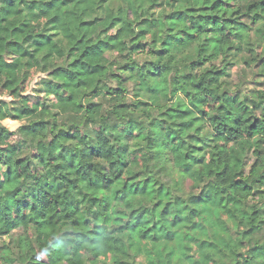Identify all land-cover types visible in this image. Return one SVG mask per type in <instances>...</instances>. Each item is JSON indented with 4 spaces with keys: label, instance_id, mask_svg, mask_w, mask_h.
<instances>
[{
    "label": "trees",
    "instance_id": "1",
    "mask_svg": "<svg viewBox=\"0 0 264 264\" xmlns=\"http://www.w3.org/2000/svg\"><path fill=\"white\" fill-rule=\"evenodd\" d=\"M2 88L0 264H264V0H0Z\"/></svg>",
    "mask_w": 264,
    "mask_h": 264
},
{
    "label": "rangeland",
    "instance_id": "2",
    "mask_svg": "<svg viewBox=\"0 0 264 264\" xmlns=\"http://www.w3.org/2000/svg\"><path fill=\"white\" fill-rule=\"evenodd\" d=\"M233 75H234V78H233V81H234V84H238L237 80H236V75L234 74L233 72ZM250 78L251 76L248 75V79H247V83H250ZM44 77L41 75V74H38L36 72H32L31 75H30V78L29 80L24 84L23 86V90H21V96L22 97H27V99H29V104L31 106H33L34 104L38 103V102H42L45 100V98L43 97V94L41 92H39L38 88H39V84L43 81ZM247 89L248 91H250L251 89H257L255 87V85L253 84H247ZM0 100L2 101H7V102H10V101H13L14 100V97H13V94H12V91L11 89L9 88H2L0 90ZM206 108L211 111V105H207ZM2 125L7 128L9 131L11 132H15L20 126H21V123H19L18 121H13V120H5ZM249 166V164H248ZM248 170V168H247ZM255 200H257V198L255 197L254 198ZM17 214L19 215H26L28 213V211L25 209V208H22V205H19L17 207ZM222 222H223V225H230L231 222L228 221L227 219H222ZM29 232L27 231H16L14 234H13V240H16L17 238L18 239H21V238H24L26 236H29ZM9 241V239H3L2 241H0V247L3 245V244H7ZM1 255H4V253H1L0 252V256ZM41 259L44 261L45 260V257L41 255ZM110 260V255H107L105 256L104 258H101V264H105L107 262H109ZM140 263L142 264L143 261L142 259H139Z\"/></svg>",
    "mask_w": 264,
    "mask_h": 264
}]
</instances>
